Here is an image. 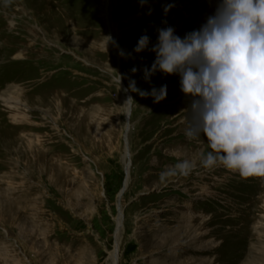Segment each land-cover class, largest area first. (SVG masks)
<instances>
[{"label": "rangeland", "instance_id": "374dc122", "mask_svg": "<svg viewBox=\"0 0 264 264\" xmlns=\"http://www.w3.org/2000/svg\"><path fill=\"white\" fill-rule=\"evenodd\" d=\"M219 2L0 0V264H112L117 240V264H264V177L203 167L210 149L185 136L179 76L146 81L155 53L133 51L158 28L199 29ZM119 75L134 101L116 239ZM130 80L167 96L154 102ZM184 159L196 164L188 175L175 169Z\"/></svg>", "mask_w": 264, "mask_h": 264}, {"label": "clouds", "instance_id": "9594fccd", "mask_svg": "<svg viewBox=\"0 0 264 264\" xmlns=\"http://www.w3.org/2000/svg\"><path fill=\"white\" fill-rule=\"evenodd\" d=\"M170 7L164 6V12ZM157 32L150 49V37L144 34L133 51L155 53L151 66L143 69L146 81L156 72L179 76L180 90L190 97L185 136L203 137L210 149L200 154V163L241 178L264 177V0H220L199 29L183 37L172 26ZM120 54L125 55L123 50ZM129 89L154 102L167 96V85L141 90L130 80ZM133 101L129 96L124 104ZM124 114L129 117L130 111ZM195 166L184 159L175 169L188 175Z\"/></svg>", "mask_w": 264, "mask_h": 264}, {"label": "bare ground", "instance_id": "6f19581e", "mask_svg": "<svg viewBox=\"0 0 264 264\" xmlns=\"http://www.w3.org/2000/svg\"><path fill=\"white\" fill-rule=\"evenodd\" d=\"M107 2L108 0H106V7H107ZM39 11V10H38ZM32 13V12H31ZM66 13V12H65ZM68 14V13H67ZM33 19V18H32ZM13 22H11V26H13ZM38 26V30L42 29L40 27V25H37ZM33 31V30H32ZM116 55H118V53L116 52L115 53ZM117 81H119V77H117L116 79ZM121 87H123L124 89L125 88V85L121 79ZM131 96L130 93L128 92V90L126 91V98H125V101L128 99V97ZM124 111L125 112H129L130 111V116H131V103L126 105L125 104V107H124ZM130 116L127 117L125 115V120H126V123H125V131H124V140H125V146H124V158H125V173H126V177H125V181H124V186L122 187V189H120V191L118 192L117 194V201H118V216H117V230H116V239L118 238V231L119 229L121 228L122 226V221H123V218H122V211H121V203H120V199H121V196L125 190V187L128 183V180H129V172H130V157H131V154H130V151H129V144H128V140H127V133L131 127V124H130ZM117 245H118V240H117V243L114 247V250L112 252V264H117V254H116V250H117ZM263 263V262H262Z\"/></svg>", "mask_w": 264, "mask_h": 264}]
</instances>
